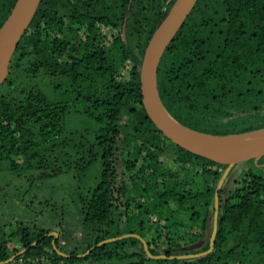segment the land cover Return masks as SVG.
<instances>
[{
    "label": "trees",
    "instance_id": "obj_1",
    "mask_svg": "<svg viewBox=\"0 0 264 264\" xmlns=\"http://www.w3.org/2000/svg\"><path fill=\"white\" fill-rule=\"evenodd\" d=\"M173 1L39 0L0 83V164L12 171L34 168L40 179L95 168V183L78 197L91 236L67 250L55 238L54 246L67 254L62 256L52 249L48 229L15 222L7 236L1 230L0 264L126 256L135 257L127 264H143L150 257L134 236L75 256L123 233H136L151 255H164L153 258L159 263L240 264L264 255V173L251 158L235 164L250 163L226 199L219 190L211 250L169 257L207 249L213 190L225 167L169 141L141 102L143 49ZM13 2L0 0V24ZM40 78L52 91L61 90L59 97L50 99ZM250 79L264 82V0H196L159 59L156 89L164 109L182 126L206 134L264 128V120L241 121L230 113L223 122L212 121L221 113L219 90L242 80L248 86ZM75 104L92 122L90 136V124L64 127ZM197 174L201 185L192 187ZM10 240L16 245L8 246ZM198 240L200 248L192 250Z\"/></svg>",
    "mask_w": 264,
    "mask_h": 264
},
{
    "label": "rangeland",
    "instance_id": "obj_2",
    "mask_svg": "<svg viewBox=\"0 0 264 264\" xmlns=\"http://www.w3.org/2000/svg\"><path fill=\"white\" fill-rule=\"evenodd\" d=\"M102 34L108 35L110 31H103ZM103 42L107 43L106 38L103 39ZM37 82L38 86L46 92L50 99L57 96L59 97V92H61V90H57L56 92L52 91L50 87L45 84L44 79L40 78ZM231 84L233 85L228 87L225 86V89L219 90V92L222 93L221 113L218 117L213 118L212 121L214 123L223 122L228 113L235 117L237 116L241 121L264 120V82L251 80L250 85L247 86L242 80L241 82L235 81ZM247 88L250 93L240 95L237 99L236 94H241ZM230 89V94H226V90ZM80 107L81 105L75 104V106L73 105L72 108L67 111L64 123L66 130L79 129L90 124L87 115H83L81 111H78ZM204 114L208 116V111H205ZM92 128L93 125L89 127L87 135L90 136ZM240 162L243 163V161ZM242 163L238 166L240 167V171L250 164ZM251 165L264 173V160H262L261 157L255 160L253 159ZM233 167L232 169H234ZM37 172L38 171L34 168L24 171H12L6 168L5 165L0 164V237L2 235L1 230H4L7 236L13 229L14 223L19 222L31 228L48 229V233L53 231L56 232V238H58L59 243L61 244L62 241L65 242L64 245L59 247L62 250H67L75 245L79 246L81 242L91 235L89 234L90 228L82 224V214L79 211L80 202L78 197L80 193H83L84 190L95 183V168L89 169V171L86 170L80 175L74 169H70L52 177L42 179L38 178ZM192 180V187L201 185L198 174L195 175ZM181 242L184 243L185 240ZM201 242L202 241L198 240L189 247L192 250L195 248L199 249ZM7 245L15 246L16 244L14 241L10 240L7 241ZM229 245L230 244L226 246ZM157 247L160 248V245ZM182 249L183 248H181V250ZM78 251H80V249ZM85 251L79 252L75 256H81ZM65 255L67 256V254ZM134 258L133 256H126L122 259L112 257L111 259L103 261L88 259L74 262L59 260L56 264H127V262ZM248 259L249 260L243 261L240 264H264V255H250ZM32 264L35 263L32 262ZM143 264L171 263H159L155 259L149 258L144 260Z\"/></svg>",
    "mask_w": 264,
    "mask_h": 264
},
{
    "label": "water",
    "instance_id": "obj_3",
    "mask_svg": "<svg viewBox=\"0 0 264 264\" xmlns=\"http://www.w3.org/2000/svg\"><path fill=\"white\" fill-rule=\"evenodd\" d=\"M195 1L196 0L173 1L163 19L152 31L143 49L139 65L141 102L145 112L157 130L161 132V134L169 141L179 147L195 155L225 165L213 190L211 230L208 237L207 249L196 253L169 255L170 258L198 257L211 250L216 231L218 193L220 188L222 187L224 190V199H226L232 185L235 183L240 173V167L235 166V164L249 158H253L255 160L264 154V135L261 138L254 139L249 143L243 144H230L218 139L216 140V137L225 135H212L197 132L188 129L179 123H175L176 121L167 113L159 100L156 89V71L159 59L173 35L191 11ZM38 3L39 0H14L8 14L0 24V83L7 75V66L12 53L14 52V49L23 32L27 28ZM173 120L175 122H173ZM233 166L234 169L231 170ZM227 172L230 173L228 174ZM222 184L223 186H221ZM48 234L52 235V249L55 250L57 254L66 256L54 246L56 232L53 231ZM127 236L137 237L142 243L143 250L148 257H164L162 254L151 255L147 251L146 242L134 233H123L114 237L102 239L90 246L81 256H84L90 249L98 245ZM33 243H35V241H33ZM20 252H22V250H20ZM11 258L12 256H10L6 261Z\"/></svg>",
    "mask_w": 264,
    "mask_h": 264
},
{
    "label": "bare ground",
    "instance_id": "obj_4",
    "mask_svg": "<svg viewBox=\"0 0 264 264\" xmlns=\"http://www.w3.org/2000/svg\"><path fill=\"white\" fill-rule=\"evenodd\" d=\"M175 121L173 120V122ZM175 123H178V122L176 121ZM263 135H264V128H260V129H256V130L248 131L244 133L218 136L215 139L216 140L218 139V140L230 143V144H243V143H249L251 142V140L261 138ZM205 137H209V136H205Z\"/></svg>",
    "mask_w": 264,
    "mask_h": 264
},
{
    "label": "flooded vegetation",
    "instance_id": "obj_5",
    "mask_svg": "<svg viewBox=\"0 0 264 264\" xmlns=\"http://www.w3.org/2000/svg\"><path fill=\"white\" fill-rule=\"evenodd\" d=\"M233 186V185H232Z\"/></svg>",
    "mask_w": 264,
    "mask_h": 264
}]
</instances>
